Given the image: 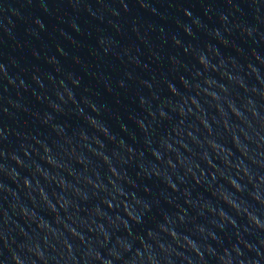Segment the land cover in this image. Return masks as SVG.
I'll list each match as a JSON object with an SVG mask.
<instances>
[{
    "label": "water",
    "instance_id": "obj_1",
    "mask_svg": "<svg viewBox=\"0 0 264 264\" xmlns=\"http://www.w3.org/2000/svg\"><path fill=\"white\" fill-rule=\"evenodd\" d=\"M138 98H147L143 109ZM145 186L156 209L146 227L156 228L160 214H188V223L172 225L179 248L157 237L168 264H220L207 245L243 249L231 225L213 230L219 244L194 236L204 261L183 243L194 224L245 225L223 199L259 211L264 227V0H0V264H11L9 251L19 264H43L38 250L47 264H122L108 258L114 243L101 246L99 233L115 235V214L100 201L119 188L114 208L123 218L119 201L143 196ZM71 231L91 238V250ZM249 231L241 240L264 241V232ZM229 258L238 259L221 257Z\"/></svg>",
    "mask_w": 264,
    "mask_h": 264
},
{
    "label": "clouds",
    "instance_id": "obj_2",
    "mask_svg": "<svg viewBox=\"0 0 264 264\" xmlns=\"http://www.w3.org/2000/svg\"><path fill=\"white\" fill-rule=\"evenodd\" d=\"M185 15H190V13L186 12ZM185 32L188 33L189 30L185 29ZM199 63L203 65L204 60L202 58H199ZM168 92L171 93V95L173 96L176 95L175 90L171 86H168ZM153 100H155V97H153ZM146 102L147 98H138L137 101L139 107H141L142 109L144 108ZM89 107L93 112H97V108L94 105L90 104ZM167 110L170 109L166 107L165 109L158 111V115L161 119H165V111ZM146 113L148 117H151L152 119L156 118L151 109H147ZM133 122L136 123L137 128H139L141 132H144V124L139 123L138 120ZM119 128L121 132L126 133L128 130V125L127 123L121 122ZM145 143H147V141H145ZM233 143H235V138L233 140ZM124 146L125 145H121V147ZM165 147L167 148V145H165ZM211 147L215 148L216 146L215 144H212ZM127 151L129 153L130 159L133 153V148L131 146H127ZM157 151H159V148H157ZM146 155L150 156L153 160L157 162L161 159L160 156H157L156 153L152 151H147ZM122 162L127 163V161ZM109 170L112 171L111 168ZM188 172H191V170L189 169ZM112 175L115 176L116 173L112 172ZM154 175L156 174L154 173ZM244 175L247 176V171L244 172ZM157 178L160 179L162 183H164L165 186L172 192L177 191V186L172 183H169L167 179L159 176H157ZM192 178L196 183H200V181L195 180L194 175ZM117 179L120 178L118 177ZM124 183L128 184V180L124 179ZM227 185L230 189L234 190L235 193L239 196L244 195L241 186L238 185L234 179H229L227 181ZM25 186H28L27 181H25ZM129 188L133 191L136 190V186L133 184H129ZM140 191L143 192V196L139 194H137L136 196L129 195L128 197H125L124 201H119V206L123 210V218H121L116 208H114V204L118 202L117 198L123 195L119 188H117L114 193H109L108 198H105L100 201L104 208L109 211V213L115 214L114 219L108 221L115 235L99 233L98 236L102 237L103 239V244L101 246L108 245L109 243H114L116 247L108 249V258L111 259L112 257H114L116 260H121L122 264H145V261H147V264H168V257L171 255V253L165 246H163V241L158 240L157 237L160 234H163L169 237L171 241L175 242V246L179 248L181 245L177 241V231L175 228L172 227V225H185L186 223H188V214L184 213L183 210H178L174 218L172 217L171 213H169L168 215L160 214V221L159 223H157L156 228L146 227L148 219L156 211V209L153 203L149 202L148 200V197L150 196L149 187H142ZM251 199L256 200L255 197H251ZM256 202L257 204H261V202L258 200ZM165 203L171 206V200H166ZM185 203L187 204V199L185 200ZM222 203L228 205V207L233 209V211L235 212V217H233V219H236L237 217L242 218L245 221V225L238 227V220L237 223H232L231 220L227 221L224 228H220L219 224H213L211 229L206 228V226L202 224H194V232L192 234H189L187 232L184 233L186 239L183 241V243L186 244L187 247L195 253L199 261H204V255H202L201 251L199 250L197 243H194V236L196 234H199V236L205 239L206 241L210 240L219 244V241L217 240V235L213 234V230L219 228L221 232H225L227 226L231 225V227L236 230L238 244H244L243 249H240L237 246H233L230 250H225L221 253H214L212 246L207 245L205 248L207 254L209 256L215 255L216 259L220 261V264H225L224 260H222L221 257L227 256L228 251H231L232 253H235V256L238 259L233 261L232 258H229L230 264H239L240 260H244L245 264H259L261 260H264V256H262L260 252L257 251V248L264 249V241L255 240L244 242L240 238V232L245 226L250 230L248 233L249 235L252 234L251 230L253 229L264 232V227H262L260 219L261 213L259 211L253 212L251 208H245L242 210L241 208H238L236 204L230 203L227 199H223ZM61 207L63 208L65 207V205H61ZM261 207H264V204H261ZM209 214L218 216V219L221 223L225 222V216L223 212L211 213V210H209ZM97 215H99V213H97ZM133 225L138 226L141 231H132L131 229ZM37 227L41 226L37 225ZM88 231H91V229L89 228ZM121 231H123L126 235L119 236L118 234ZM69 235L79 240L80 244L84 245L86 248H89L92 243L91 238L81 239L75 231L69 232ZM252 244H255V247H251L250 245ZM64 247L66 248L69 254L73 253L74 246L69 247V244H64ZM119 249H122V252L118 251ZM89 250L91 249L89 248ZM26 251L31 252V249H26ZM244 251L252 253V255L245 258L241 255V253ZM32 254L35 259L43 261V264H47V261L39 255V250ZM9 255L11 257V264H19V261L17 260L18 253H12L11 251H9ZM94 259L101 260V257L98 254L94 257ZM101 264H103L102 260ZM187 264H193V261L188 260Z\"/></svg>",
    "mask_w": 264,
    "mask_h": 264
}]
</instances>
